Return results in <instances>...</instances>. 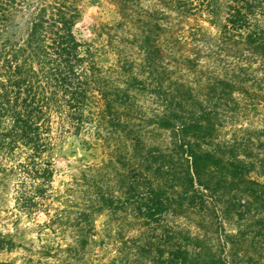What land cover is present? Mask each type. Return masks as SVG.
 Listing matches in <instances>:
<instances>
[{"label":"trees","instance_id":"trees-1","mask_svg":"<svg viewBox=\"0 0 264 264\" xmlns=\"http://www.w3.org/2000/svg\"><path fill=\"white\" fill-rule=\"evenodd\" d=\"M83 1L0 0V207L9 190L27 216L52 197L64 114L106 155L93 170H113L111 194L106 175L89 182L95 211L193 216L202 236L174 228L168 264H237L230 213L254 211L264 236V122L240 123L264 121V0H110L118 19L95 40L76 30Z\"/></svg>","mask_w":264,"mask_h":264},{"label":"rangeland","instance_id":"rangeland-1","mask_svg":"<svg viewBox=\"0 0 264 264\" xmlns=\"http://www.w3.org/2000/svg\"><path fill=\"white\" fill-rule=\"evenodd\" d=\"M117 19L116 7L110 0H84L76 30L81 38L95 40V31L101 24H112ZM190 23L203 24L215 31L205 17ZM258 108L264 113V105ZM258 116L252 113L242 116L240 123L259 127L264 121ZM51 126L49 156L55 171L52 197L39 206L41 211L27 216L9 190L8 200L0 207L1 264H168L169 238L172 239L174 228L185 234L201 235L193 216L185 219L165 214L147 222L135 216V204L123 208L114 204L95 211V187L90 180L106 175L102 180L104 193L117 190L114 181H107V176L113 175L111 166L100 173L93 170L94 164H99L106 155L101 147L85 144L84 134L75 135L64 114L54 115ZM248 213L243 219L230 213V218L224 220L225 232L238 235L226 249L232 252L237 264H250L249 256L256 264H264V236L255 234L263 222L258 221L254 211ZM210 217L214 218L213 214ZM209 222L210 219L204 224ZM209 235L214 236L205 233L203 237ZM188 248L191 250L192 245Z\"/></svg>","mask_w":264,"mask_h":264}]
</instances>
